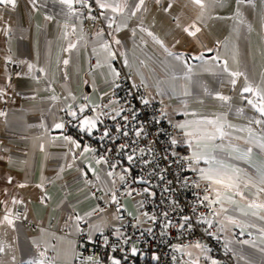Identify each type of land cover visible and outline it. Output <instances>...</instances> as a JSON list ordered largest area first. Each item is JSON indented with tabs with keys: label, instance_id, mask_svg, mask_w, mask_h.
I'll return each mask as SVG.
<instances>
[{
	"label": "crops",
	"instance_id": "obj_1",
	"mask_svg": "<svg viewBox=\"0 0 264 264\" xmlns=\"http://www.w3.org/2000/svg\"><path fill=\"white\" fill-rule=\"evenodd\" d=\"M171 2L161 0L160 4H156L155 0H146L148 11L138 13L128 21V28L115 34L123 45L119 51L127 54L130 66L123 63L121 56L112 61L113 67L120 73L125 70L136 83L141 84L143 76L148 98L162 100L163 109L174 124L224 113L228 122L246 126L247 118L256 114L240 99V92L245 85L244 76L238 78L233 90L228 82L230 78L218 67L221 62L214 61L212 57L217 55L218 49L220 56L229 60L230 69L244 73L254 87H264V0H255L254 7L246 2L238 5L237 0H223L220 4L205 0L207 8L202 19L198 18L201 10L192 5L190 0H175L173 8L165 12L163 9ZM37 7L38 10L34 9L30 0H17L15 10H0V89L6 93L0 97V112L7 113L6 116H0V201H6L14 216H19L14 219V227L0 225V246L4 247V252L0 253V264H26L29 259L38 258L39 251L44 249H47L45 255L52 264L77 262L65 255L72 245L79 254L77 239L80 231L74 225L75 215L85 216L97 205L101 207V199L97 195H103L102 191H97L100 182L87 168L90 163L103 178V164L96 165L92 154H88L86 160L77 159L73 162L72 154L68 151L71 145H65L62 140L47 143L49 137L60 135V130L54 129L53 125L63 120L64 134L84 144L81 132L73 128L76 122L69 123L72 118L61 110L71 102L66 100L69 92L77 98L73 106L85 103V96L90 98L87 102L94 105L108 103L113 92L115 95L112 98L116 99V90L107 65L96 67L97 56L93 47L96 46V33L99 30L90 24L89 19L81 22L73 17L66 21L61 13L63 6L58 0H39ZM238 7L242 13L240 17L236 16ZM49 15L54 19L47 20L45 17ZM141 16L145 28L162 39L170 51L182 54L187 59L188 65L192 67L190 73L181 62L167 56L146 33L138 31ZM241 19L244 20L243 24L240 23ZM66 22L76 25V33L71 34L69 28L67 31L70 35L67 38L63 27ZM192 24L200 29L195 37L183 31ZM6 25L11 28L10 32L3 30ZM133 28L137 29L136 37H132ZM105 34V38H109L107 32ZM141 36L148 41L147 45L141 42ZM69 42L77 44L70 52L65 51ZM208 49L213 51L209 52ZM200 54H204V60L194 59ZM233 56L238 63L233 61ZM65 59L69 61L67 65L63 64ZM29 63L35 64L37 69L44 68L45 72L35 71L30 74ZM186 73L190 79L185 78ZM205 87L213 95L206 94ZM185 88L191 91V96L181 95ZM217 91L233 98L231 111L214 98ZM53 96L58 99H51ZM184 100L188 102L187 108L182 103ZM240 107L245 109L242 115L236 113V108ZM185 111L195 112L197 116H186L183 114ZM233 135L246 133L234 132ZM176 136L180 138L178 130ZM40 143L45 144L44 151H40ZM234 143L243 146L242 141ZM175 147L178 152L189 154L186 145ZM230 162L257 176L252 164L259 167L264 162V153L254 149L251 163L242 160ZM201 166L206 167L203 163ZM81 168L88 172L87 177H82ZM9 177L12 183H8ZM87 180L92 181L96 187L86 184ZM21 184L25 187H20ZM41 184L43 187L38 186ZM117 187L120 190L123 188L119 182ZM245 191L250 200L256 198L251 195L255 189ZM91 192H96V196L92 197ZM13 198L22 200L23 204L13 205ZM107 199L104 197L101 200L104 203L101 208L105 211L86 217L87 223L81 221L80 229L89 231L91 225L102 224L104 232L109 226H125L132 217H139L142 225L147 223L141 216L136 196L119 197L123 205L119 212L115 204H105ZM259 201L264 202V194L260 195ZM247 202L240 201L242 206ZM3 214L0 207V218ZM116 215H122L123 220L114 219ZM235 215L239 219H251L256 227H246L241 234V228L225 221L223 232L227 248L236 253L237 264H248L249 261L251 264H264V253L259 251L264 247V239L259 232L264 221L243 217L239 212ZM70 216L72 219H69ZM237 233L245 238L238 239ZM98 234L101 233H92L93 236ZM244 240L250 243H241ZM34 241L40 245L39 249ZM253 243L255 248L252 247ZM186 251L200 254L194 248ZM13 256L16 258L14 262ZM240 256L246 259H240ZM186 259L188 257L181 253L178 264ZM200 264L209 262L201 257Z\"/></svg>",
	"mask_w": 264,
	"mask_h": 264
},
{
	"label": "snow or ice",
	"instance_id": "obj_2",
	"mask_svg": "<svg viewBox=\"0 0 264 264\" xmlns=\"http://www.w3.org/2000/svg\"><path fill=\"white\" fill-rule=\"evenodd\" d=\"M245 2L253 7L255 6V0H237L238 5H242ZM30 3L34 9L38 10L37 5L39 0H30ZM58 3L63 6L61 13L65 17L66 21L71 20L73 17L81 22L84 19H89L94 22L100 19L104 20L106 27L111 31L107 33V37L109 38H105L106 34L103 28L96 33V46L93 47V52L97 56L96 67H103L107 65L112 76L113 88H119L120 85L116 83V81L120 78L121 74L113 67L112 61L123 56V63L126 66L130 65L127 54L119 51V47H122L123 45L122 41L118 39L115 34L128 28V21L133 17H136L138 13L148 11L146 7V0H58ZM155 3L160 4L161 0H155ZM174 3L175 0H172V2L169 3L163 10L165 12H169L173 8ZM190 3L201 10L198 18L202 19L207 8L205 0H190ZM211 3L220 4L223 3V0H211ZM16 7L17 0H0V10H15ZM236 16H242L239 7L236 10ZM45 18L47 20L54 19V17L50 15ZM0 19H2V16H0ZM240 23L243 24L244 20L241 19ZM177 26L179 27V24H177ZM63 27L66 30L64 32L65 38L70 35L69 31H67L69 28H71V34L76 33L75 24L70 25L66 22ZM249 29H251V25H249ZM3 30L7 33L11 31V28L6 25ZM131 31L132 37H136L137 29L133 28ZM138 31L140 33H146V35L150 37L154 43L160 45L163 51L167 53V56L172 57L174 60L181 62V64L187 67L188 73L192 71L191 65H188L187 59L182 54H176L170 51L162 39H160L154 32L143 26L142 16L140 17ZM183 31L189 36L195 37L200 29L196 27L195 24H192L189 25V27L184 28ZM80 38L83 39V36ZM140 40L143 44L147 45L148 41L145 40L143 36L140 37ZM177 43H179V41H177ZM76 47V43L69 42L65 51L70 52ZM208 51L212 52L213 49H208ZM216 51L217 55L213 56L212 59L214 61L221 62L218 64V67H220L222 73H226L227 77L230 78L228 82L232 85L233 90L235 89L238 78L244 76L245 85L240 92V99L245 102L256 115L247 118L248 123L246 126H237L228 122L226 114L224 113L218 115L213 114L212 116H201L198 119L185 120L183 122H176L173 124V127L178 130L180 138L173 135L169 142L170 148L172 146L184 144L189 149V154L181 156L179 152L172 150L170 155L172 157H176L172 163H175L177 167L181 168V170H187L195 173L198 179L193 180L191 177L180 176L178 173H174L173 175L178 177L181 186L184 188L199 190L201 189L203 182V194L200 192L196 193V202L191 207L193 215H182L180 217V222L178 223H173V220L169 217V211L162 212L161 215L164 218V230L169 228H178L180 230L187 231L192 229L194 223H201L206 225L205 231L208 232L209 235H215L214 232L210 231L213 228V225H219L218 230L224 231L226 228L225 221L241 228V234H243L246 227H256V224L252 222L251 219L244 220L237 218L235 215L237 212H239L243 217H254L260 221H264V202L259 201L260 195L264 194V162H261L259 167L256 164H252V167L258 174L257 176H253L245 169L230 162L231 160H242L246 163H251V157L254 149H259L261 153H264V87H254L253 84L248 81V77L245 76L244 73L230 69L229 60L221 57L218 49ZM10 59L11 58L9 57V60ZM194 59L204 60V54L195 56ZM232 59L234 62L238 63L235 56H233ZM68 63L69 61L67 59L63 61V64L65 65ZM28 70L30 74L35 71H39L40 73L45 72L44 68L37 69V66L31 63L28 64ZM33 78L37 79L35 76H33ZM185 78L190 79L191 77L186 73ZM141 84L146 87V85H144L143 76H141ZM133 86L138 87L136 85ZM204 92L208 95H213L207 87L204 88ZM5 94L4 90L0 89V97ZM105 95L109 94L105 93ZM114 95L115 92L109 96V101L106 104H91L87 102L90 98L85 96L83 97L86 101L85 103L73 106L77 98L69 92V96L66 97V100H70L71 102L67 103L66 107L61 110L72 118L69 123L72 121L76 122V127L79 132L84 133L89 137H92L94 134H98L96 137L98 141L115 142L119 140L120 137L127 138L128 142L119 143L117 145V156L120 159H110L107 154L97 156L96 148L87 144L82 145L78 139H74L72 136L64 134L65 122L63 120L53 125L54 129L60 130V135L49 137L47 143H55L57 140H62L65 145H71L68 151L72 154L73 162L77 159L86 160L88 154H92L96 165H105L106 167L104 169L103 178L96 173V170L90 163L87 164V168L96 176V180L100 182V188H98L97 191H102L103 196L99 197V199L104 200V197H108V199L105 200V204H115L117 206L116 210L119 212L123 205L118 197L120 188L117 187V183L119 182L120 185L124 187L126 195L132 196L133 192L136 190L130 188L129 176L132 172L131 166L136 164L137 161L142 162L144 165H152V171L149 173V176L155 175L160 181H163L165 184L163 190L165 192L170 193L172 191L171 185L173 181L166 179V174L168 173L171 165L169 164L168 167L160 170L159 165L155 164L153 160L146 159L149 154L154 156V150L151 147L143 148L138 146L139 141L145 138L148 135V132L146 130V124L138 120V113L136 109L133 108L131 104L125 108L119 100L112 98ZM181 95L188 97L191 96L192 93L190 90L185 88ZM214 98L220 101L223 106L228 107L229 111L232 110L233 98L231 96L224 95L223 93L217 91L214 94ZM51 99L56 100L58 98L53 96ZM140 100L144 105H149L152 102L150 99L143 96L140 97ZM160 102L163 103L162 100ZM182 103L185 108H187L188 102L184 100ZM244 112L245 109L243 107L236 108V113L238 115H242ZM183 114L186 116H197V113L195 112L189 113L185 111ZM6 115L7 113L0 112V116ZM105 119L117 121L114 126V134L113 129L101 127L104 125ZM161 119H168V113L163 109L161 110ZM152 122L159 124L160 119H154ZM168 122L171 123V120ZM41 127L45 126L41 125ZM257 128H259V131H257ZM234 132L246 133V135L234 136ZM234 141H242L243 146L239 143H234ZM44 148L45 144L40 143V151H44ZM111 151V148H105V153H110ZM0 159H2V157H0ZM163 159L167 161L169 157L164 156ZM124 161L127 162V167L122 166ZM202 163L206 165V167H202ZM68 166L71 167L72 165ZM117 169L120 170L118 171ZM79 170L81 171L82 177H87V171H84L83 168ZM60 171L62 172L63 168H61ZM132 179L135 180V177ZM140 182L148 186L143 187L141 191H137V195H146L147 197L156 196V192L153 191L151 187L152 181L150 178L145 179L144 177H140ZM8 183H12L11 177L8 178ZM86 184H92V181L87 180ZM19 186L22 188L25 187L24 184ZM38 186L43 187V184ZM92 186L96 187L94 184H92ZM157 187H159V185H157ZM247 189H255V192L251 193L252 196L256 197L255 199H249V196L246 195L245 191ZM90 195L95 197L96 192H91ZM242 200L248 201L246 205H241L240 201ZM11 203L13 205L23 204V201L13 198ZM138 203L142 208L145 201L140 200ZM201 206L208 210L207 213L197 211V209ZM0 207H2L4 213L2 218H0V225L7 224L8 226L14 227V219H18L19 216H14L13 211L7 206L6 201H0ZM178 207L179 202L172 200L170 211L176 212ZM104 211V208L97 205L92 212L86 213L85 216H80L78 214L75 215L74 225L76 230H82L79 225L81 221L87 223L86 217H91ZM129 215L132 214L129 213ZM141 216L145 218L144 222L151 221L152 223H156L158 220L157 215H149L148 212H142ZM221 217L223 218L221 219ZM69 219H72V217L70 216ZM114 219L122 221L123 216L116 215L114 216ZM135 219L139 225L141 223L140 218L136 217ZM103 229L104 226L102 224L91 225L88 239H92L93 232H100L103 234ZM147 231L150 233L152 228L149 227ZM259 232L261 234V238L264 239V226L259 228ZM114 233L118 238L122 239L123 244L128 245L130 243L131 237L126 236L120 228H114ZM161 234L164 235L167 233L166 231H162ZM141 235H143V233H141ZM249 235H251V233H249ZM33 243L36 244V247L39 249L40 245L35 241ZM241 243L249 244L250 242L248 240H244L241 241ZM104 245L109 246L108 236H104ZM252 247L255 248L256 245L253 243ZM111 248L113 252L117 250L116 245H111ZM188 248L197 249L200 254L194 255L193 252L186 251ZM130 250L133 255H136L139 251L135 246H132ZM173 250L188 257V259L183 260V264H200L201 257H203L205 261L209 262V264H219V261L213 259L212 256L208 254L210 249L199 241L192 245H175L173 246ZM46 251L47 249L39 251L38 258L33 257L32 259L26 261V264H52V262L45 255ZM259 251L264 253V247L260 248ZM3 252L4 247L0 246V253ZM65 255L70 259L79 260L80 264H101L99 258L95 256L81 258L82 254L75 252L74 245L66 251ZM234 255H236V253H234ZM239 258L246 259L244 256H240ZM15 259V256H13V262ZM153 259L158 260L159 257L154 256ZM172 259L176 260L177 257L173 256ZM181 259H183V256ZM110 260L111 264H121V259L116 256L110 257ZM248 264H251V261H249Z\"/></svg>",
	"mask_w": 264,
	"mask_h": 264
},
{
	"label": "built area",
	"instance_id": "obj_3",
	"mask_svg": "<svg viewBox=\"0 0 264 264\" xmlns=\"http://www.w3.org/2000/svg\"><path fill=\"white\" fill-rule=\"evenodd\" d=\"M89 22L98 30L103 28L105 32L109 33L103 19L95 22L89 20ZM120 74V78L116 81V83L120 85L119 88H115L116 99L119 100L125 108L131 104L138 113V120L146 124L148 135L141 139L138 145L143 148L151 147L154 150V156L149 154L146 159L153 160L155 164L159 165L160 170L168 167L169 164L171 165L166 174V179L173 181L171 185L172 191L170 193L165 192L163 190L165 187L164 182L160 181L155 175L149 176V173L152 171V165H144L142 162L137 161L136 164L131 166L132 172L129 176L130 188L136 190L133 192L132 196L137 195V191H141L143 187L148 186L140 182V177H144L145 179L150 178L152 181L151 187L153 191L156 192V196L147 197L146 195H139L140 199L145 201L144 206L142 208L140 207V209L141 212H148L149 215H157L158 220L156 223L147 221L145 225H138L135 219L136 217L129 218L126 225L120 228L126 236L131 237V241L128 245L123 244L122 239L115 235L114 228H117L115 226H109L103 234L92 235L91 240L88 239L89 231L82 228L77 239V250L79 254H82L81 258L95 256L99 258L101 264H111L110 257L112 256L120 258L121 264H178L181 253L175 252L173 246L179 244L192 245L199 241L210 249L209 255H211L213 259L220 260L224 264H237L236 256L227 248L224 232L218 230L219 225L214 224L213 228L210 230L214 232L215 235H209L208 232L205 231L206 225L201 223H194L192 229L187 231L178 228L163 229L164 218L161 213L164 211H169V217L173 220L174 224L180 222V217L182 215H193L191 207L196 202V193L200 192L203 194V182L202 187L199 190L184 188L181 186L178 177L173 175L174 173H178L180 176L191 177L193 180L198 179V177L195 173L181 170V168L177 167L175 163H172L176 157H172L170 152L172 150L177 151L175 146H172L171 148L169 146L170 138L177 134V129L173 127L174 122L169 116L168 119H161L163 105L160 101L151 100L152 102L149 105H144L141 102V96L148 98L145 86L134 82L125 70ZM133 85L138 87H134ZM154 119H160V123H153L152 121ZM169 120H171V123L168 122ZM116 123L117 121L105 119L104 125L101 127L113 129L114 134V126ZM73 128L79 133L76 124ZM80 135L83 136L84 144L91 145L93 148L97 149V156L107 154L110 159H120L117 156V145L119 143L128 142V139L124 137H120L119 140L112 142L98 141L96 138L98 134H94L92 137H89L84 133H81ZM105 148H111L112 151L110 153H105ZM179 154L185 156V154L180 152ZM164 156H168L169 159L165 161L163 159ZM122 166L127 167V162L124 161ZM133 177H135V180L132 179ZM157 185H159V187H157ZM118 195L120 198L128 196L125 194L124 187L120 190ZM97 196L99 198L103 195L98 194ZM172 200L179 202V207L176 212L170 211ZM100 205L101 207H104V203L101 200ZM197 211L207 213L208 210L201 206ZM149 227L152 228L150 233L147 231ZM162 231H166L167 234L162 235ZM141 233H143V235H141ZM104 236H108L109 246L104 245ZM236 237L238 239L245 238V236L240 233H237ZM111 245L117 246L115 252L112 251ZM132 246L137 247L139 250L136 255L131 253L130 249ZM154 256H158L159 259H153ZM173 256H176L177 259L173 260ZM71 264H80V261L78 260Z\"/></svg>",
	"mask_w": 264,
	"mask_h": 264
},
{
	"label": "rangeland",
	"instance_id": "obj_4",
	"mask_svg": "<svg viewBox=\"0 0 264 264\" xmlns=\"http://www.w3.org/2000/svg\"><path fill=\"white\" fill-rule=\"evenodd\" d=\"M134 196H136L138 199H139V201H140V196L139 195H134ZM183 264V263H182Z\"/></svg>",
	"mask_w": 264,
	"mask_h": 264
}]
</instances>
